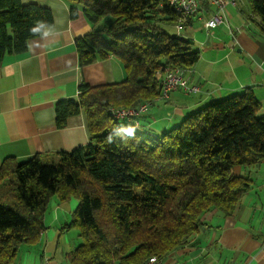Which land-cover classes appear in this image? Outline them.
I'll list each match as a JSON object with an SVG mask.
<instances>
[{"label":"trees","instance_id":"obj_1","mask_svg":"<svg viewBox=\"0 0 264 264\" xmlns=\"http://www.w3.org/2000/svg\"><path fill=\"white\" fill-rule=\"evenodd\" d=\"M67 1L71 17L81 10L92 24L76 41L81 66L112 54L123 62L126 78L97 86L84 81L77 97L56 103L59 127L84 111L88 143L0 162V264L14 263L23 244L40 241L53 198L72 197L79 204L62 229H75L81 241L67 254L68 264L165 259L191 243L206 213L232 215L251 188L252 179L233 168L264 160L263 104L247 87L199 107L159 135L121 125L111 107L157 99L165 70L193 67L201 54L192 40L164 28L179 18L170 0ZM248 1V16L264 34V0ZM52 23L46 6L0 0V66Z\"/></svg>","mask_w":264,"mask_h":264},{"label":"crops","instance_id":"obj_2","mask_svg":"<svg viewBox=\"0 0 264 264\" xmlns=\"http://www.w3.org/2000/svg\"><path fill=\"white\" fill-rule=\"evenodd\" d=\"M23 2L50 8L53 23L29 41L26 51L7 54L0 66V162L6 157L25 160L36 153L71 151L88 143L90 134L84 111L70 115L66 124L59 127L56 103L77 97L84 81L97 86L126 78L123 62L112 54L81 66L76 41L92 28L81 10L73 18L67 0ZM216 12L215 6L201 2L181 35L195 42L194 29H190L194 21H201L204 15L210 18ZM248 13L249 7L239 9L241 27L230 30V35L219 24L210 28L213 35L205 45L193 42L201 57L185 70V76L200 90L186 92L178 88L166 99L157 98L139 117L141 126L137 128L159 135L211 101L241 93L247 87H252L256 96V89H264V34ZM221 14L225 20L222 24L229 23L227 9ZM230 17L233 18L232 13ZM174 29L179 34L175 26ZM225 46L231 51L218 58L220 67L216 68L212 61L211 76L200 75V67L211 60L206 59V53L216 51L212 54L215 56ZM245 54L253 59L244 61ZM237 62L240 66L235 68ZM261 112L264 113V105ZM233 172L252 179L251 188L235 212L225 215L213 209L206 213L205 223L191 243L165 257L168 264H264V160L235 166ZM78 204L75 197L66 202L53 198L47 213H54V217L46 213L47 228L40 241L23 244L12 264H68L67 254L81 238L75 229L62 227L71 220Z\"/></svg>","mask_w":264,"mask_h":264},{"label":"built area","instance_id":"obj_3","mask_svg":"<svg viewBox=\"0 0 264 264\" xmlns=\"http://www.w3.org/2000/svg\"><path fill=\"white\" fill-rule=\"evenodd\" d=\"M201 1H204L217 8V12L213 14L205 22V28L207 32L210 28L215 27L219 24L225 22L223 19L222 12L225 13L229 3L236 4V1L230 0H170V4L173 10L179 15L178 21L175 27L178 33L185 28L187 22L192 18V16L199 10ZM228 23V22H227ZM183 88L187 92L199 91V86L190 84L188 78L185 76V69L181 67H171L165 70V75L162 83L161 93L158 99H166L169 97L172 90ZM151 105V102H143L137 107H121L115 108L111 107L109 109L110 114L115 119H133L135 126L139 127L141 122L139 117L146 112V110ZM143 264H168L165 259L159 256H151Z\"/></svg>","mask_w":264,"mask_h":264},{"label":"rangeland","instance_id":"obj_4","mask_svg":"<svg viewBox=\"0 0 264 264\" xmlns=\"http://www.w3.org/2000/svg\"><path fill=\"white\" fill-rule=\"evenodd\" d=\"M230 1H233V0H230ZM235 1H236V4H232L231 3L232 5H228L227 6V15L229 14V23L228 24L225 23V24H220L219 25V28H222L223 29V32H225V31H226V33L228 32L227 34H229V35H230V30H232V29H238V28L241 27V24H242V20L243 19L239 15V9L241 7H245V8H248L249 7L250 8V3H249L248 0H235ZM230 13L233 14V18L230 17ZM208 19H209V15H204V18L201 21H197V20L194 21L193 26L190 27L191 30L194 29V32H195V42H200V46L205 45L206 44V41L209 38V36L213 33V31H211V32L209 31L207 33V30L204 28L205 27V22ZM189 22H190V20L187 22L186 26L189 24ZM163 25H164V28L169 33H175V29H174V26L175 25H173V24H163ZM223 32L221 33L222 35H223ZM195 42H194V44H195ZM195 47H197V45H195ZM229 51H231L229 46L228 47L225 46V49L223 51H221V49H220V53L219 54H216L215 56H213L212 54H215L216 51H212V50L208 51V53H206V59H209L210 58L211 60L209 61V63L207 65H203V66L200 67V70L201 71H199V74L200 75H206V74L208 75L209 74L208 77H210L211 76V73H212V69H214V65H213L212 61H215L216 62L215 63L216 64V68H219L220 67L219 66L220 64H219L218 58L221 57V55H223L225 53H228ZM232 54L234 55L235 53L232 52ZM252 59H253V57L251 58V56H249V55H246V54L244 55V61L245 60L250 61ZM239 66H240V63H238V62L235 63V68H238ZM191 84L192 85H197V84H194V83H191ZM197 86H199V85H197ZM199 90H200V86H199ZM256 93H257V96L260 98L261 102L264 105V89H256ZM153 101L154 100L149 101V102H151V104H152ZM145 102H147V101H145ZM120 124L121 125H134L135 123H134L133 119H131V120L121 119L120 120ZM233 170H234V168H233ZM241 173H243V172H241ZM47 214H49L51 217H54V213L53 214H50V211Z\"/></svg>","mask_w":264,"mask_h":264}]
</instances>
